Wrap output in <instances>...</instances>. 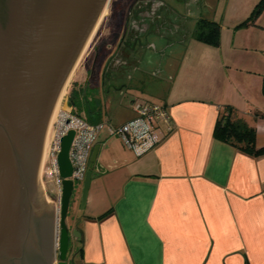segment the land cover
<instances>
[{"label":"crops","instance_id":"1","mask_svg":"<svg viewBox=\"0 0 264 264\" xmlns=\"http://www.w3.org/2000/svg\"><path fill=\"white\" fill-rule=\"evenodd\" d=\"M181 1L177 30L169 13L161 32L177 40V56L164 64L165 77L152 81L156 95L134 96L133 115L123 120L136 115L134 101L159 103L171 130L158 129V143L139 156L107 129L97 137L95 165L103 171L93 170L82 208L80 192L72 199L68 226L81 239L70 243V264H264V155L213 135L230 104L255 127L257 147L264 145V57L241 32L222 26L219 46L195 39V23H222L226 7L220 14V2ZM142 82L133 86L143 90ZM105 118L119 125L108 112Z\"/></svg>","mask_w":264,"mask_h":264},{"label":"water","instance_id":"2","mask_svg":"<svg viewBox=\"0 0 264 264\" xmlns=\"http://www.w3.org/2000/svg\"><path fill=\"white\" fill-rule=\"evenodd\" d=\"M108 2L0 0V264L51 262L54 211L44 202L39 186L48 125ZM73 136L69 130L62 137L57 154L61 179L57 264H67L71 241L81 239L78 229L70 230L66 221L75 190L69 159ZM99 149L98 143L92 147L80 191L81 208Z\"/></svg>","mask_w":264,"mask_h":264},{"label":"rangeland","instance_id":"3","mask_svg":"<svg viewBox=\"0 0 264 264\" xmlns=\"http://www.w3.org/2000/svg\"><path fill=\"white\" fill-rule=\"evenodd\" d=\"M209 1L212 2V4L220 2L217 7L220 14H222L224 6L226 7L224 14H222L224 20L222 19L223 21L220 23L222 30L228 29V31H230L232 29L241 32L244 39L254 43L264 57V10L257 17L255 24L240 25V23L245 21L250 15L258 0ZM137 2L138 0H109L106 6V13L99 19L95 29L90 35L79 61L65 87L64 93L66 92L67 97L70 90L75 85V82L79 84L88 83V88L96 87L99 90V87L97 86L101 83V74L104 68L105 57L109 50L111 48L115 49L119 43L118 42L115 46L114 41L121 32L120 27L124 28V20L127 16H129L132 10H134ZM162 2L164 4L157 10L156 20L154 19L152 22H148L147 20L145 21L147 27L144 32L138 35L140 36L139 41L136 43L130 41L129 45H131V47L127 45V47L122 49L123 52L121 54H123L127 64L120 66L115 70H110L108 77H104V86L102 85V88H100L101 91L99 90L98 95L101 100L103 112H108V115L113 123L115 122L120 124L124 119L133 115L131 103L134 96L141 99L156 95V93L152 94V81L159 80L157 78L165 77V72L162 70L164 64L167 59L172 56V51H179L180 45H178L177 40L175 38H168L161 32H163L164 27H166V14L170 13L175 16V19L172 20V25H177V23L180 24V22L176 20V17L178 16L176 9L181 11L182 1L162 0ZM177 4L178 6H176ZM237 17H239L238 21L234 19ZM159 28L160 30L158 31ZM96 48L97 50L94 54V50ZM174 56L177 55L173 54L172 57ZM135 65L138 66V72L133 69ZM128 67L130 69H127ZM142 71L146 72L147 75L144 74L143 76V74H141ZM153 72H157L159 74L158 77L152 76L151 74ZM137 78L143 79V90L141 87L137 88L133 86L134 82L137 81ZM127 85L128 88L126 87ZM53 118L50 120L48 125L45 140L46 142L48 141V132ZM106 129L107 125H104L100 130L98 137L101 136ZM47 169L48 165L46 163V152H43V158L41 159L39 168V186L44 202L54 211L53 255L50 264H57L59 214L56 203L57 196L54 197L57 194V190H55L56 185L54 180L46 173ZM81 186V182H77L72 195L73 200L74 196L81 191ZM71 215L72 207L69 208L66 218L67 224L69 223L68 221ZM69 253L70 249L68 251V257Z\"/></svg>","mask_w":264,"mask_h":264},{"label":"built area","instance_id":"4","mask_svg":"<svg viewBox=\"0 0 264 264\" xmlns=\"http://www.w3.org/2000/svg\"><path fill=\"white\" fill-rule=\"evenodd\" d=\"M59 104L50 124L46 150L48 165L46 173L51 176L56 185L57 194L54 197L57 196L58 214L61 179L58 175L57 154L61 149V139L69 130L74 131L69 149V159L73 167L70 179L74 182V189L77 182L83 183L89 168L92 147L104 125H107L110 136L118 138L123 146L136 156L144 154L158 143V129L164 127L166 131L171 130L169 111L165 105L159 103L134 101L133 109L136 115L119 125L112 124L106 118L94 123L89 122L69 105L66 92ZM93 170L97 173L103 171L97 165L93 167Z\"/></svg>","mask_w":264,"mask_h":264},{"label":"trees","instance_id":"5","mask_svg":"<svg viewBox=\"0 0 264 264\" xmlns=\"http://www.w3.org/2000/svg\"><path fill=\"white\" fill-rule=\"evenodd\" d=\"M263 10L264 0H258L250 15L240 25L255 24L257 17ZM220 33L221 27L218 22L204 18L199 19L193 29L195 39L212 46H219ZM104 77H108L107 73L104 74ZM74 84L68 95L69 105L78 115L83 116L89 122L101 121L103 112L98 89L96 87L88 88V83L79 84L75 82ZM261 91L264 96V73L262 75ZM213 135L215 138L253 156L264 155V145L260 147L256 145L255 127L249 125L238 110L230 104L224 105L220 110L213 129ZM70 262L71 260L69 261L67 258V264H70Z\"/></svg>","mask_w":264,"mask_h":264},{"label":"flooded vegetation","instance_id":"6","mask_svg":"<svg viewBox=\"0 0 264 264\" xmlns=\"http://www.w3.org/2000/svg\"><path fill=\"white\" fill-rule=\"evenodd\" d=\"M162 5V0H138L134 7V10H132L129 16H127L124 20V28L120 27L121 32L114 41L115 46L118 42L119 43L115 47V52L112 54L107 63L106 71L104 72V74L107 73L108 75L110 73V70H115L120 66L127 64L123 54H121V50L119 49L127 47L130 41H133L139 34L146 30L147 24H145V21L147 20L148 22H152L157 16V10ZM168 15L169 14H166V16ZM134 19L138 20V22H135ZM96 50L97 48L94 50V54L96 53ZM127 69L130 68L128 67Z\"/></svg>","mask_w":264,"mask_h":264},{"label":"bare ground","instance_id":"7","mask_svg":"<svg viewBox=\"0 0 264 264\" xmlns=\"http://www.w3.org/2000/svg\"><path fill=\"white\" fill-rule=\"evenodd\" d=\"M105 13H106V8H104V10H103V12H102V14H101V17H102V15H104ZM101 17H100V18H101ZM85 46H86V45H85ZM84 48H85V47H84ZM83 50H84V49H83ZM82 52H83V51H82ZM81 54H82V53H81ZM77 63H78V62H77ZM76 65H77V64H76ZM75 67H76V66H75ZM71 75H72V73H71ZM71 75L69 76V78H68V80H67L65 86H64L63 89L61 90V93H60L59 99H58V101H57V104H56V106H55V108H54L53 115L51 116L50 120L54 117L55 111H56V109H57V107H58V105H59V102L61 101V98H62V96H63L64 90H65V87H66V85H67V83H68V81H69ZM46 143H47V142L45 141V145H44V150H43V152H46V148H47ZM42 158H43V155H42Z\"/></svg>","mask_w":264,"mask_h":264}]
</instances>
